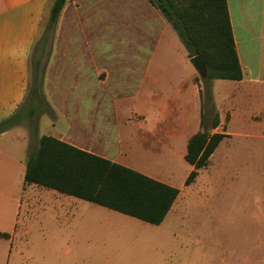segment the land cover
I'll use <instances>...</instances> for the list:
<instances>
[{"label": "crops", "instance_id": "0c3cea01", "mask_svg": "<svg viewBox=\"0 0 264 264\" xmlns=\"http://www.w3.org/2000/svg\"><path fill=\"white\" fill-rule=\"evenodd\" d=\"M53 2L0 0V122L21 109L25 102L31 83V53ZM227 5L243 77L239 80L216 78L210 83V107L220 119L213 132L226 136L210 156L209 163L224 143L237 137L246 142L264 143V0H227ZM68 7L70 0L66 1L61 17ZM96 8L90 10L84 6L82 11L86 9L93 15ZM136 8L119 11L133 10L138 14ZM143 10L147 11V14L141 13L145 17L140 34L143 41L137 43L130 59L120 52V57L109 61L124 69L128 67L115 79L120 80L116 86L123 88L133 102L108 106L97 101L98 98L91 101V94L100 95L101 89L109 86L106 81L110 74L106 79L98 74L96 78L102 84L98 82L95 87L86 71V85L83 82L77 89L60 87L55 76L47 75L45 93L55 120L49 117L42 120L39 137L52 135L172 185L159 177L160 172L153 170L148 160L165 148L185 158L190 138L202 129L201 78H197L196 70L183 72L171 67H165L164 72L152 70L157 59L154 54L147 58L145 71H139L141 66L137 69V63L142 65L148 51L145 41L170 30L171 25L155 6ZM84 22L83 14V25ZM186 55L189 58L187 50ZM96 62L100 64V59ZM131 64L135 68L131 69ZM74 93L81 94L82 99L69 97ZM24 120L6 130L0 129V233L7 234L0 235V264H66L64 260L72 249L67 245V237L66 246L60 248L62 242L58 243V238L75 234L73 217L80 203L74 195L25 183L27 159L38 139L35 128L26 126ZM192 184L177 187L179 194L165 219L178 201L184 206L183 190ZM60 253L65 257L58 262Z\"/></svg>", "mask_w": 264, "mask_h": 264}, {"label": "rangeland", "instance_id": "374dc122", "mask_svg": "<svg viewBox=\"0 0 264 264\" xmlns=\"http://www.w3.org/2000/svg\"><path fill=\"white\" fill-rule=\"evenodd\" d=\"M84 6H89L90 10L97 8L89 15L86 9L82 11ZM151 6L148 0H70V7L52 28L49 26L50 12L45 15L31 53L30 69L31 78L35 75L42 78L48 105L42 106L33 118H28L27 113L22 115L24 124L37 131L36 140L42 120L46 117L55 120L45 93L47 75L49 78L55 76L60 87L77 89L83 82L86 85V71L95 87L102 82L96 78L98 74L102 79L110 74L106 81L110 87L102 88L100 95L91 94V101L98 98L97 101L108 106L133 102L123 88L116 86L120 82L115 79L118 73L128 67L124 69L109 61L120 57V52L127 59L132 57L137 43L143 41L140 34L145 17L141 13L147 14V11L141 10ZM130 7H137L138 14L133 10L119 11ZM170 30L160 36L154 34L145 41L149 52L144 55L142 65L140 62L136 65L137 69L141 66L140 72L145 71L147 58L153 54L157 56L152 66L154 71L164 72L165 67L183 72L196 70L171 25ZM99 59L106 68L96 62ZM133 66L131 64V69L135 68ZM197 76L201 78L206 110L212 94L211 85L202 81L204 77L198 72ZM72 96L82 99L79 93L69 97ZM141 100L143 104L144 97ZM211 116H208V123ZM148 163L160 172L159 177L176 187L184 186L192 169L184 157L166 148L158 156L149 158ZM183 192L184 206L178 201L161 224L74 197L80 203L73 217L75 234H63L62 239L58 238V243L62 242L60 248L66 246L67 237V245L72 249L65 263L264 264V143L246 142L240 137L224 143L215 158L199 171L193 184ZM64 257L60 253L58 262Z\"/></svg>", "mask_w": 264, "mask_h": 264}, {"label": "trees", "instance_id": "16d2710c", "mask_svg": "<svg viewBox=\"0 0 264 264\" xmlns=\"http://www.w3.org/2000/svg\"><path fill=\"white\" fill-rule=\"evenodd\" d=\"M67 0H54L49 26L52 28ZM169 20L183 42L189 58L204 54L207 76L202 81L243 77L227 0H150ZM203 91H201L203 99ZM209 106L202 110L201 130L187 146L185 159L193 166L185 184L189 185L208 165L210 156L226 136L213 132L219 123L218 113ZM48 105L42 90V78L33 76L21 109L0 122L6 130L23 119L33 118ZM211 114L210 122L208 116ZM25 183H36L114 209L143 221L161 224L179 194V188L131 167L111 161L92 152L43 134L31 149L25 172ZM7 236V234H1Z\"/></svg>", "mask_w": 264, "mask_h": 264}, {"label": "water", "instance_id": "95a60500", "mask_svg": "<svg viewBox=\"0 0 264 264\" xmlns=\"http://www.w3.org/2000/svg\"><path fill=\"white\" fill-rule=\"evenodd\" d=\"M190 62L202 77L207 76V61L204 54H199L191 57Z\"/></svg>", "mask_w": 264, "mask_h": 264}]
</instances>
